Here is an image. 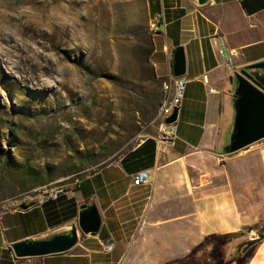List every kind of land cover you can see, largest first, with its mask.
Listing matches in <instances>:
<instances>
[{
    "label": "crops",
    "instance_id": "crops-1",
    "mask_svg": "<svg viewBox=\"0 0 264 264\" xmlns=\"http://www.w3.org/2000/svg\"><path fill=\"white\" fill-rule=\"evenodd\" d=\"M146 5L149 20L160 11L166 20L164 32L151 34L149 61L157 79L172 85L173 54L177 48L184 52L175 145L159 138L142 141L39 214L55 211L60 218H7L36 211L39 204L1 213L0 264H197L204 254L220 257L217 240L242 238L255 218H262L264 146L244 156L223 152L234 119L233 86L219 51L235 50L239 70L264 60V0H207L203 5L146 0ZM139 170L149 171L148 185H132ZM91 200L104 213L96 237L67 254L14 258L10 244L76 220L79 206ZM259 249L264 264V240Z\"/></svg>",
    "mask_w": 264,
    "mask_h": 264
},
{
    "label": "rangeland",
    "instance_id": "rangeland-1",
    "mask_svg": "<svg viewBox=\"0 0 264 264\" xmlns=\"http://www.w3.org/2000/svg\"><path fill=\"white\" fill-rule=\"evenodd\" d=\"M37 5L43 38L39 45L29 44L40 51L38 61L47 70L34 89L16 78L27 50L8 23L38 10ZM149 22L146 0H0V32L14 37L0 44L10 67H0V214L21 211L54 187L66 194L142 141L160 138L165 96L149 61ZM263 146L264 140L233 155ZM27 170L46 173L41 181H50L38 185L33 178L22 179L19 174ZM65 198L7 218H60L55 211L39 214ZM260 235L264 214L244 230V237L217 240L220 257L204 254L197 264H261V241L244 249ZM90 240L80 237V243Z\"/></svg>",
    "mask_w": 264,
    "mask_h": 264
},
{
    "label": "water",
    "instance_id": "water-1",
    "mask_svg": "<svg viewBox=\"0 0 264 264\" xmlns=\"http://www.w3.org/2000/svg\"><path fill=\"white\" fill-rule=\"evenodd\" d=\"M207 0H198L203 5ZM172 73L175 78L185 75L183 48H177L172 58ZM232 90L233 125L229 141L224 147L225 155L234 154L264 140V60L245 65L239 74L229 78ZM178 109L164 123L170 125L177 121ZM34 203L20 207L25 211ZM102 226V216L95 201L79 206L77 219L54 228L38 236L10 244L15 259H35L63 255L72 251L80 243L81 236L96 237ZM264 240L260 235L245 244V248Z\"/></svg>",
    "mask_w": 264,
    "mask_h": 264
},
{
    "label": "built area",
    "instance_id": "built-area-1",
    "mask_svg": "<svg viewBox=\"0 0 264 264\" xmlns=\"http://www.w3.org/2000/svg\"><path fill=\"white\" fill-rule=\"evenodd\" d=\"M166 27L165 14L163 11L156 13L149 22V30L151 34H158L164 32ZM219 55L222 59V65L224 66L227 75L233 76L239 74L240 70L234 63V58L236 56V51L228 48H223L219 51ZM202 80L205 84L208 83L207 76L204 75ZM184 87L185 81L181 78H175L172 85L168 83H163L162 91L165 96L164 102L160 106L159 116L162 120L159 126L160 140L167 143L168 146L173 147L178 139L177 137V126L178 119L170 125H166L164 121L169 118L175 108L178 109V114L182 105L184 97ZM133 186H144L151 182V175L147 170H139L134 173L131 177ZM65 195V190L63 187H54L50 190L43 191L38 195L37 201L34 203L42 205L46 201L57 200ZM29 203L30 198L27 200Z\"/></svg>",
    "mask_w": 264,
    "mask_h": 264
},
{
    "label": "bare ground",
    "instance_id": "bare-ground-1",
    "mask_svg": "<svg viewBox=\"0 0 264 264\" xmlns=\"http://www.w3.org/2000/svg\"><path fill=\"white\" fill-rule=\"evenodd\" d=\"M37 9L32 13L22 12L23 15L17 16L16 23H8L9 28L15 36L23 42L24 47L27 50V55L22 61L21 68L19 69V74L16 78L20 79L24 84L31 85L34 89L39 86L40 77L47 70L41 63H39L40 51L38 49H33L31 44L39 45L38 38H43L41 28L42 23V11ZM56 16V15H55ZM49 17V16H48ZM30 18V19H28ZM53 18V16L51 17ZM58 21V17L56 19ZM65 23L67 20H63ZM55 22V21H54ZM14 37H6L0 32V44L4 42H12ZM7 50L1 49L0 51V67L2 70L6 68L10 70V67L6 60ZM13 68H15L13 66Z\"/></svg>",
    "mask_w": 264,
    "mask_h": 264
},
{
    "label": "trees",
    "instance_id": "trees-1",
    "mask_svg": "<svg viewBox=\"0 0 264 264\" xmlns=\"http://www.w3.org/2000/svg\"><path fill=\"white\" fill-rule=\"evenodd\" d=\"M160 80V79H159ZM161 81V80H160ZM162 82V81H161ZM21 171H24L23 169L21 170ZM45 175H47L48 176V174H43V173H39V172H35V171H30V170H27V171H25V172H21L20 174H19V176L23 179H25V180H27V177H29V179H31V178H33L34 180H36L37 181V183H38V185H41V184H46V183H48L50 180V178L48 179V178H44V180L43 181H41V178L42 177H45Z\"/></svg>",
    "mask_w": 264,
    "mask_h": 264
}]
</instances>
